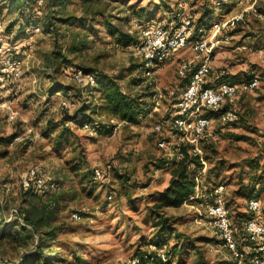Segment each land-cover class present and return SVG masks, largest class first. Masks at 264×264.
<instances>
[{"label": "rangeland", "instance_id": "1", "mask_svg": "<svg viewBox=\"0 0 264 264\" xmlns=\"http://www.w3.org/2000/svg\"><path fill=\"white\" fill-rule=\"evenodd\" d=\"M55 1L0 0V23L12 30L25 63L20 87L11 97L19 115L11 120L0 105V264H44L22 230V211L30 197L21 181L34 166L58 185L55 224L61 228L52 244L56 252L45 251L49 264H125L148 251L150 241L161 240L176 248L182 264H233L210 225L207 208L214 202L215 189L223 185L230 220L241 237L243 224L253 216L248 200L258 183L264 216V0L258 3L263 17L251 15L236 29L210 36L216 44L210 55L213 77L225 72L226 79L241 85L257 75L259 85L249 91L241 88L233 106L237 121L214 118L212 127L196 137L198 153L209 159L202 170H195L199 194L181 208L166 210L173 219L171 232L155 227L159 220L150 211L168 186L180 139L171 122L187 84L180 65L184 60L197 64L204 57L191 50L178 51L148 72L138 52L142 30L151 25L172 27L188 16L195 25L203 17L226 18L240 9L242 0H224L225 6L218 4L222 0H57L59 6ZM206 7L213 14L205 16ZM28 13L39 18L40 32L26 28ZM55 17L72 18L73 23L57 32L49 30L48 20ZM109 22L135 40L128 45L119 42V34L108 33ZM22 41L29 42L23 46ZM72 45L82 49L70 54L73 62L56 75L51 53ZM76 67L120 77L125 93L146 95L140 122L111 119L98 103L101 90L84 88L80 100L56 92L60 83L72 89L74 84L66 76ZM83 104L88 110L80 116L104 123L102 131L92 134L79 121H69ZM114 125L119 126L117 133L112 131ZM157 125L161 131L155 130ZM18 135L21 142L11 146ZM162 140L168 142L166 148L159 145ZM97 168L103 174L100 180L94 178ZM76 212L82 219L72 218Z\"/></svg>", "mask_w": 264, "mask_h": 264}, {"label": "built area", "instance_id": "2", "mask_svg": "<svg viewBox=\"0 0 264 264\" xmlns=\"http://www.w3.org/2000/svg\"><path fill=\"white\" fill-rule=\"evenodd\" d=\"M260 1L262 0H242L239 10L226 18L214 20L206 27H197L194 19L188 16L182 18L174 27L151 25L142 30L138 52L143 61V68L148 72L163 65L178 51L191 50L197 57H204L202 62L197 64L194 60H184L180 65L179 73L187 79V84L176 101V109L171 118L180 138L177 146L180 143H190L195 146L193 151L198 152L196 137L205 134L214 123V118L207 116V112L222 110L219 120L224 123L235 122L238 120V112L233 106L236 105L241 88L249 91L258 87L257 75L243 81L241 85L226 79L225 72L213 77L210 55L216 44L210 40V36L216 37L218 33L236 29L246 23L251 15L262 16L258 10ZM32 29V32L38 33L41 27L39 24H33ZM218 41L216 42L219 43ZM28 42L22 41V45L26 46ZM19 47L14 41L13 33H8L7 28L0 23V105L6 107L11 120L19 115L12 108L11 97L14 96L16 88L20 87L25 67ZM74 80L82 86L96 85L94 76L84 73L81 69L75 71ZM226 106L228 108L225 110ZM81 127L92 134L99 132L96 126L86 121L81 122ZM161 129V125L155 127L156 131ZM118 130V125L112 126L113 133H117ZM21 140L22 137L18 135L10 144L13 146ZM159 145L166 148L168 142L162 140ZM182 157L180 148H176L173 158L180 160ZM94 176L96 180H100L103 177L102 171L95 169ZM21 184L25 190H34L43 197L56 192L58 188L56 183L50 182L44 169L38 166L28 171ZM224 188L223 185H219L215 189L214 202L207 208L212 229L230 252L233 264H264V216L261 197H252L248 200V209L253 216L243 224V236L240 237L230 220ZM200 189L199 183L192 198L199 194ZM72 218L80 220L82 215L76 212ZM148 247L143 260L139 256H134L125 264L169 263L166 248L160 249L155 244ZM171 263L177 264L173 261Z\"/></svg>", "mask_w": 264, "mask_h": 264}, {"label": "trees", "instance_id": "3", "mask_svg": "<svg viewBox=\"0 0 264 264\" xmlns=\"http://www.w3.org/2000/svg\"><path fill=\"white\" fill-rule=\"evenodd\" d=\"M55 2L58 6L60 5L57 0ZM218 4L225 6L226 2L222 0ZM204 10L205 16L213 14V11L208 9L207 7L204 8ZM207 18L205 20V17H203L199 21V24L196 26L206 27L214 21H208ZM71 20L72 18L55 17V19L48 20L49 23L47 24V27L49 28V30L55 29V32H57L58 30H60V28H62V25L72 24L73 22L70 23ZM24 24H26V28H30V26H32L33 24H40V21L38 17L32 16L31 13H28ZM107 29L108 33L112 36H117L119 34L120 36L117 38V40L119 42H123V44L125 45H128V43H130L132 40H135V38H133L132 36L123 33L119 29V26L112 22H109L107 24ZM7 32L11 33L12 30H10V28H7ZM123 37L124 41H122ZM81 46L84 47L85 44ZM82 47L72 45L67 47L66 49L61 47L58 51H53L50 56V64L53 67L54 73L56 75L61 74L63 68L73 62L70 58V54L81 51ZM77 69L83 70V72L86 74H92L96 81V85H78L74 80V74ZM66 77L70 78L74 86L72 87V89H67L63 83H60L57 87L58 89L56 90V92L64 91L67 96H69V94H73L71 95L73 96V98H77L80 100L83 96L82 92L83 94L86 92L84 91V88H95L101 90L102 94L99 97L98 103H100V106L103 107L104 110L109 111L112 116L111 119H117L122 122H130L134 124L140 122V118L143 116L144 108L146 106V103L144 102V98L146 97V95L132 96L125 93L119 85L120 77H110L99 71L87 69L84 67L74 68L73 70L68 72ZM227 108L228 107L226 106L224 109L226 110ZM95 109L96 107H93V112H96ZM87 110V104L80 105L75 109V115H73L69 121H79L80 123L81 121L89 122L87 119L80 116L81 112L86 115ZM221 112L222 110L209 111L207 112V116L218 118ZM89 123L96 126L99 132L102 131L103 126H105L103 125L104 123H98L97 121ZM176 148H180V152L182 153L183 157L180 160H173L170 170L171 177L168 186L161 193L159 199L155 201L150 211L152 217L159 220L155 223V227H161V232L175 231L173 227V219L166 215V210L170 208H181L188 199L195 195L196 188L200 183V179L196 176L195 170H202L204 167L203 162L209 159L208 157H203L204 154L201 155L198 152L195 153L193 151V149H195V146L190 143H180V145L176 146ZM174 152H176V149ZM259 185L260 184L256 183V185L252 188L249 198L261 197V189ZM26 192L30 197V203L27 209H23L22 211L24 216L23 220L25 221V223H23L22 225V230L27 232V238L33 241V245L35 244L34 254L38 257H43L44 264H49L50 261L49 259H47V254L45 253V251L50 250V252L52 253L56 252V250L53 249L52 244L58 238L61 228L55 224L57 215L59 213L58 210L60 209L59 198L58 196L54 195V192L51 194V196H53V200L48 202L44 200L43 196L39 195L34 190H26ZM208 204L209 202H207V205ZM241 236H243V233ZM150 244H155L160 249L166 248V253L169 258L168 264H172V261L176 262L177 264H182V260H180L176 253V248L169 247L166 241H150L148 245ZM146 254L147 253L143 252L138 253L136 256H139L143 260ZM56 260L57 263H59L61 261V258H57Z\"/></svg>", "mask_w": 264, "mask_h": 264}]
</instances>
